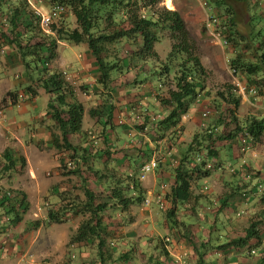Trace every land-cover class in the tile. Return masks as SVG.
<instances>
[{"label": "crops", "instance_id": "crops-1", "mask_svg": "<svg viewBox=\"0 0 264 264\" xmlns=\"http://www.w3.org/2000/svg\"><path fill=\"white\" fill-rule=\"evenodd\" d=\"M167 1L164 0L166 6ZM169 1L168 9L176 10L184 23L190 19L197 23L199 18L204 24L208 14L215 15L217 10H222L216 0H204L207 9L202 7L201 0ZM20 2H0V28L8 35L11 33L10 12ZM29 2L44 12L51 6L45 0ZM239 4L243 5L240 14L232 9L220 21L225 25L234 22L235 30L245 37L254 31L264 36V0H234V5ZM8 10L11 11L7 18ZM68 13L66 10L61 19L66 20ZM252 13L257 15L253 17ZM69 15L75 28V19ZM33 24L25 12L20 14L18 27L13 32L18 42L24 43L31 37ZM224 35L228 38V32ZM245 49L242 52L247 51ZM232 51L237 53V48ZM55 52V58L48 60L47 74L65 72L63 80L73 96L66 94L64 103L82 106L80 132L67 138L77 155L74 158L72 150L53 145L54 137L62 144V135L49 107L56 105L53 94L47 93L42 81H38L42 61L35 63L34 71L26 72L14 43L0 37V156L8 150L13 163L7 170L3 169L7 162L0 160V264H262L264 137L257 144L248 141L250 148L245 152L240 150L241 140L245 138L241 132L216 141L213 156L200 150L209 166V174L203 178L194 175L189 197L180 201L173 196L178 186L174 170L184 152L181 144L195 143L194 135L200 128L195 116L201 111H194L198 103L179 111L176 127L168 128L161 122L169 110L160 103L163 98H158L164 86L159 93L152 88V82L141 79L144 74L149 77V71L142 66L144 63L132 60L131 66L124 68L117 78L118 72H113L104 86L99 82L94 56L85 43L58 41ZM40 54L44 59L46 49L42 48ZM26 62H30L33 69L32 59ZM239 78L246 85V76ZM82 86L87 90L85 93H81ZM250 98L247 103L241 98L234 110L239 121L244 105L250 111L247 115H264V88L261 94L256 90V96ZM202 103V111L209 109L210 104H204V100ZM92 111L99 113L94 116ZM152 115L159 116L154 126L150 124ZM225 116L224 112L210 108L206 127L214 132L222 130L221 125L210 121L217 119L227 123L230 119ZM227 127L230 132L234 125ZM197 158L195 155L194 159ZM68 159L79 167L75 173L65 174L61 170ZM153 160L157 166L142 174V166ZM195 163L191 161L189 167H194ZM111 174L133 177L143 198H151L152 203L147 208L132 204L126 210L119 206L110 209V204L105 209H109V214L102 223L107 233L106 248L100 255L97 250L93 253L88 243L69 244L70 235L82 220L80 216L54 224L49 222L47 213L50 209L57 210L58 193L68 189L76 192L72 186L79 187L82 178L88 177L94 185V177L102 176L104 181ZM130 189L132 186L128 192L132 196L134 192ZM6 191L16 197L10 204H18L20 196L24 197L25 204V209L18 207L19 220L10 225L3 220L5 210L1 204ZM155 200H161L164 208L159 210ZM169 209L171 218L166 213ZM252 225L258 239L249 240L245 246L224 247L244 238Z\"/></svg>", "mask_w": 264, "mask_h": 264}, {"label": "trees", "instance_id": "trees-1", "mask_svg": "<svg viewBox=\"0 0 264 264\" xmlns=\"http://www.w3.org/2000/svg\"><path fill=\"white\" fill-rule=\"evenodd\" d=\"M2 1V0H1ZM0 1V2H1ZM8 0H5L7 2ZM48 5H62L68 10V12L74 17L76 27L70 29L65 21H61L56 25H52V35L46 36L41 32L39 26L34 20V14L28 7L25 0H21L19 5H14L10 12V35L7 31L0 28V37L9 40L14 43L18 49L21 59L24 62V68L26 72L34 71L36 64L40 63L42 48L46 49L49 59H53L56 56L57 42H68L72 44L85 43L88 49L94 56L96 67L98 70V79L100 84L106 85L110 80V76L113 72H122L124 68L130 67V61L133 63L136 60L144 65H149V62H155L158 59L157 53L154 51V46L159 43L160 39L158 33L162 30L174 31L175 35H172L171 39H180L184 45L187 41V30L185 23L180 14L174 10H167L163 7H159V3L162 0H45ZM222 10H220V16L216 14L212 15L218 19L217 28L223 33L229 32L230 35L234 32L238 35V32L234 28V22H228L227 25L223 24L220 19L223 16L228 15L233 9L234 0H216ZM229 3V4H227ZM8 4V3H6ZM11 9V7H8ZM25 12L32 21L33 25L31 29V37L24 43L18 42L14 30L18 27L17 21L20 14ZM228 27V29H227ZM205 29V27H204ZM206 30V29H205ZM29 31V32H30ZM254 31V30H253ZM230 36L227 38V40ZM250 47H255L254 61L246 63H239L237 60L233 61L232 68L236 71V68L241 70L244 76L247 78V82L253 83L252 77L256 78L257 83H254V87L258 94L262 93L264 88V36L260 32H253L247 37ZM236 39L232 36L231 42L235 43ZM229 43V41H228ZM133 45L136 50L131 56L126 57L118 55L124 45ZM112 46L113 55L109 56L108 47ZM257 46V47H256ZM41 49V50H40ZM127 55V54H126ZM31 58L34 64L33 69L30 67V62H26V59ZM133 60V61H132ZM35 61V62H34ZM129 62V63H128ZM160 62V61H159ZM36 63V64H35ZM43 63V62H42ZM158 63V62H157ZM45 64L43 63V67ZM149 67V66H148ZM156 74L161 77L171 76L174 83V89L168 92L166 99H161L160 103L169 110L168 116L161 122L168 128L176 127L178 123V112L186 110L204 91L201 76L203 75V67L196 57L191 56L188 53L186 46H173V49L168 53L166 60L161 62L159 66L151 68ZM148 70V69H147ZM37 71V70H36ZM150 71V70H148ZM163 76H162V75ZM42 81V88L47 93H52L55 104L49 105L53 110V118L58 124L62 139V144H58L57 138L54 137L53 145L56 148H64L72 150L70 142L67 140L71 134H78L80 132V123L82 119V106L78 103L65 105L64 97L66 94L73 96V91L69 89L67 83L63 80L60 73L47 74L44 69L39 74ZM8 96H11L8 93ZM218 101H223L232 106L231 113L227 114L225 118L229 117V122H225L227 126L234 125V128L227 134L220 131L214 132L207 126L206 128H199L196 135H194V141L185 145L181 144L183 153L181 154L180 163L174 170L175 179L178 186L173 190V196L180 200L185 201L189 197L188 192L191 184L196 178H203L209 174V168L206 167V162L203 159L204 155H201L200 150H205L208 155L214 153V144L219 139H229L235 137L237 133L241 132V135L247 136L252 143L257 144L262 141L264 137V115H248L241 119L239 124L238 118L234 115V110L240 104V95L236 92L235 88L229 87L223 93L217 96ZM264 101V99H263ZM219 112V110L217 109ZM92 111V115L96 116L97 113ZM224 114H226L224 112ZM167 128V127H166ZM74 151L71 157H76ZM200 160L197 162L196 159ZM213 156V155H212ZM70 158V157H69ZM3 159L7 162V165L3 169H10L13 165L10 157L8 156V150H5L0 156V160ZM72 161V160H71ZM194 162V167H189L190 162ZM73 162V161H72ZM74 163V162H73ZM74 164V169L78 170ZM86 167V165H85ZM89 171L90 168L87 167ZM76 172V171H75ZM75 172H65V174H72ZM98 173V172H97ZM95 173V175H97ZM115 176V177H113ZM102 176L94 177L92 180L95 182L91 185L88 177L82 178L79 183V187L74 190H79L81 195L72 193L71 191L63 190L58 193L57 210L50 209L47 213V218L50 223L59 224L68 221L69 218L81 217L82 220L76 231H74L69 238L70 243L86 244L90 250H97V253L101 255V250L106 248L107 233L103 227V219L109 214V209L105 210L110 204V209L119 206L122 210H126L128 206L132 204L140 205L144 202L141 188L133 177H124L116 174L107 176V179ZM129 186H132L134 195L129 196ZM3 195L1 204L5 210V216L8 218L9 225L19 220L18 207L25 209L24 197L20 196L18 204H10L14 198L6 197V192ZM70 196V197H67ZM158 209L159 205L156 204ZM170 212V213H168ZM168 218L172 217L171 209L166 211ZM86 214V215H85ZM174 222V221H173ZM258 239L257 232L252 225L247 231L244 238L237 239L228 243L224 247L231 245L245 246L246 243L253 239ZM70 253V252H69ZM102 257V256H100ZM262 264H264V256L262 258Z\"/></svg>", "mask_w": 264, "mask_h": 264}, {"label": "rangeland", "instance_id": "rangeland-1", "mask_svg": "<svg viewBox=\"0 0 264 264\" xmlns=\"http://www.w3.org/2000/svg\"><path fill=\"white\" fill-rule=\"evenodd\" d=\"M163 2H164V0H162L159 3V7H163V8L168 10V8H170V1L169 0L167 1V6L165 4H163ZM242 8H243V5H240V4L239 5H233V10H234V12L236 11V14L237 13L240 14V10ZM251 10H253V9L251 8ZM220 13H221L220 11H218V10L216 11V14L218 16H220ZM252 14H253V17H255L257 15L254 13H252ZM67 15H68L67 18L71 17L69 15V13ZM244 16L245 15H243V17ZM67 18H66V20H64L65 24L68 25L70 29H73L74 23L72 22V19L68 18V20H67ZM190 20L191 21H187L185 23V28H186L187 34H188L186 45H184L182 43V41H180V39H177V38H174L173 40L171 39L172 35H175L174 31H169L166 29V30H162L161 32L158 33V37H159L160 41H159V43H156L154 46V51L157 53L158 59L155 62H149L150 63L149 65H142L143 68L146 67L148 70H150L149 71L150 73L148 72L149 77H146V75L144 74V77H141V79L145 78L147 81L152 82V85H153L152 88L155 89L159 93H160L162 87L164 86L163 90L161 91V93L158 96V98L164 99V97H166L168 95V92L170 90L174 89L173 79L171 76H168V75L161 77L159 74H156L154 72V70L151 68H155L156 64L158 67L161 62L165 61L168 53L171 51V49H173V46H175V47L186 46L188 53L191 56L196 57L199 60L201 66L203 67V70H204L203 75L201 76V81L203 83L204 91L200 94L199 97H201L202 100H204V104H206V105L210 104V106H208L209 109L213 107L215 111H217V109H218L219 112H225L227 115V114L231 113V111L233 109L232 106L223 102V101H218L217 96L219 94L223 93L229 87L235 88L233 83H234V81H236V79L239 82H241V79L239 78L240 76L243 77V73L241 72V70H239V68L238 69L236 68L235 73L231 72L233 70V68H232L233 67L232 66L233 61L237 60L240 64L242 62L246 63L249 61H254V56H256V54H254L255 47H250V45L248 44L249 42L247 40V37L240 35V34L235 35L234 32H231V33H233L231 35H229V32H228V37L230 36V38L228 39L229 46L228 47L220 46L219 44L216 43V41L212 37V35L204 29V24H203V22L202 23L199 22V18L197 19V23H194L193 19H190ZM242 21L243 20H241V23L244 24ZM21 22H22V20H21ZM248 27H250V26H248ZM232 36H234V39H236L235 43H237L238 40H240L236 44L237 47H234L233 46L234 43L231 42ZM233 48H235V49L237 48V53L235 52V54H233V51H232ZM244 48H246L247 51L242 52V49H244ZM108 49H109L108 55L112 56L114 48L112 49V46H109ZM135 50H136L135 46H133L131 44L130 45L125 44L123 46V50L118 55H122L123 57L125 56L127 59V57L131 56ZM113 55H115V54H113ZM41 58L42 57H40V59ZM41 60L43 63H47V66L43 67V63H40L39 67L41 66L42 71L44 69L46 71H48L49 70L48 59L42 58ZM45 60H47V61H45ZM130 63H132V62L130 61ZM120 74H121V72H118L116 78ZM251 80L253 81L252 84H250V82L248 83L246 81V87L255 89L254 83H257V82H255V81H257V79L252 77ZM80 89H81V93H85L87 91L85 88H83V86L80 87ZM246 97L249 100H252L248 95H246ZM241 98L244 100L243 97H241ZM241 98H240V102H241ZM201 104H203V103H200L199 105L196 104V109L194 111H197V112L202 111L203 108H202ZM247 107L248 106H246V105L243 106L242 111H240V112H242V114H240L239 111H237V113H239L240 115H243V116H241L242 119L245 118L246 116H248L247 114L250 112L249 110H247ZM150 110L152 111V109H150ZM154 112H156V111H154ZM195 118H196V122L200 123L199 115L197 116V114H196ZM210 122L213 125H219V126L221 125V128H223L222 130H219L221 133H228L227 132V130H228L227 124L225 122H222V120H221V122L220 121L218 122V120L216 119V120L210 121ZM113 177H115V176H113ZM72 189L74 190L73 186H72ZM72 193L78 194V193H80V191L79 190H77L76 192L71 191L68 194L70 196L74 195ZM70 196H67V197H70Z\"/></svg>", "mask_w": 264, "mask_h": 264}, {"label": "built area", "instance_id": "built-area-1", "mask_svg": "<svg viewBox=\"0 0 264 264\" xmlns=\"http://www.w3.org/2000/svg\"><path fill=\"white\" fill-rule=\"evenodd\" d=\"M202 6L204 8L207 7L206 2H202ZM63 11V8L61 6H55L53 7L49 13L47 14H43L41 13L39 10L35 9L34 13L35 16L40 20V23L42 25L48 26L49 24L52 23V21ZM217 23H218V19L214 16H207L206 20H205V29L206 31H208L212 37L215 39L216 43H218L220 46H226L227 45V40L225 39V36L223 34L222 31H220L217 28ZM232 73H235L234 70L231 71ZM63 76H66V73L63 72L62 73ZM234 85L237 88V91L243 96L245 97L246 101H247V97L248 96H255L256 91L253 88H247L244 84L240 83L237 79L236 81H234ZM209 115V110L206 109L203 112H201V118L203 121H205V119L208 117ZM155 118H152V121H154ZM202 126H205V123L201 124ZM243 143L245 144L246 141L243 140ZM244 148H248L247 145H244V147H242L241 151H244ZM155 164L152 163L150 166H145L143 167V170L145 172L149 171L151 167H154ZM67 167L71 168V163H67ZM209 167V166H208ZM6 197L8 198H14L12 193L10 192H6ZM151 204V201L149 199H146L143 203L144 207H149ZM157 204L159 205V208L163 209L164 208V203L161 200H157Z\"/></svg>", "mask_w": 264, "mask_h": 264}, {"label": "clouds", "instance_id": "clouds-1", "mask_svg": "<svg viewBox=\"0 0 264 264\" xmlns=\"http://www.w3.org/2000/svg\"><path fill=\"white\" fill-rule=\"evenodd\" d=\"M1 1V0H0ZM26 1V3H27V5H28V7L30 8V10L32 11V14H34V20H35V22L37 23V25L39 26V29L41 30V32L43 33V34H45L46 36H48V35H52V32H51V27H52V25H54V24H58L60 21H61V17H62V15H63V13L66 11V8L65 7H63L62 5H58V4H55V5H51L50 7H49V9L47 10V11H42V9H40V8H38V7H35L31 2H29L30 0H25ZM201 2H204V0H201ZM163 4H164V2H163ZM55 6H61L62 8H63V11L52 21V23L51 24H49L48 26H45V25H42L41 23H40V20L35 16V13H34V11H35V9H37V10H39L41 13H43V14H47V13H49V11L53 8V7H55ZM203 7V6H202ZM168 8V7H167ZM204 8V7H203ZM205 9H207V7L205 8ZM168 10H170V9H168ZM11 10H8L7 12H6V17L8 18V16H9V12H10ZM171 11H174V10H171ZM207 16H212V15H207ZM216 16V15H215ZM6 17H4V22L6 23V21H7V19H6ZM60 20V21H59ZM206 20V19H205ZM59 21V22H58ZM205 22V21H204ZM22 23V22H21ZM219 23V22H218ZM204 27H205V23H204ZM224 34V33H223ZM225 36V35H224ZM225 39L227 40V37L225 36ZM218 44V43H217ZM228 46V40H227V45L226 46H224V47H227ZM43 57V56H42ZM44 59H48L49 60V56H48V53H47V56L46 57H44ZM45 61H47V60H45ZM45 64V66H47V63H44ZM62 73L63 72H61V75H62ZM62 77H63V79H66V76H63L62 75ZM66 81V80H65ZM241 83V82H240ZM234 84V83H233ZM235 86V85H234ZM246 86V85H245ZM235 89H236V92L241 96V97H243L238 91H237V88H236V86H235ZM250 89V88H249ZM256 91V90H255ZM255 96H256V94H255ZM255 96H252V97H255ZM250 97V96H249ZM201 97H198L196 100H195V102H197L198 104H200V103H202V98L200 99ZM202 100V101H201ZM194 102V103H195ZM193 103V104H194ZM209 110V109H208ZM201 112H203V111H201ZM152 118H155V120L154 121H152ZM158 118H159V116H157V115H152L151 117H150V124L151 125H155L157 122H158ZM199 118H200V127L201 128H206V121H203L202 120V118H201V113H200V115H199ZM202 123H205V126H202L201 124ZM243 140H245L246 141V143L244 144L243 143ZM248 141H250L251 142V140H249L248 138H247V136H245V138H243L242 140H241V143H242V147H244V145H247L248 146V148H250V143H248ZM242 147L240 148V150L242 149ZM248 148H244V151H242V152H245ZM200 159L199 158H197L196 159V161L198 162ZM67 163H71V168H68L67 167ZM152 163H154L155 164V166L154 167H151L150 168V170L151 169H154L157 165H156V161H150V163L149 164H146V165H144V166H142V168H141V172H142V174H144V173H146L144 170H143V167H145V166H150ZM206 167L207 168H209L208 167V165H206ZM61 168V170L63 171V172H68V171H71V172H75L76 170L74 169V163L70 160V159H68V160H66V162L64 163V164H62V166L60 167ZM148 172V171H147ZM143 177V175H140V178H142ZM6 192H10V193H12L11 191H6ZM12 195H13V197H14V199L16 198L15 196H14V194L12 193ZM146 199H149L150 201H151V203H152V199L151 198H145L144 199V201L146 200ZM155 202H156V204H157V201L155 200ZM12 203V202H11ZM14 203V202H13ZM144 203V202H143ZM143 203L141 204V207H144L143 206ZM151 205V204H150ZM145 208H147V207H145ZM3 220H6V222L8 221V218L5 216V214H4V216H3ZM110 246L112 247L113 245L112 244H110ZM251 253H253V252H251ZM73 257V256H72Z\"/></svg>", "mask_w": 264, "mask_h": 264}]
</instances>
